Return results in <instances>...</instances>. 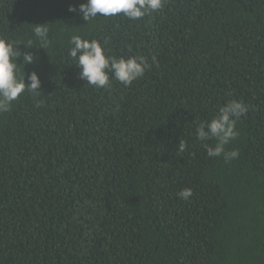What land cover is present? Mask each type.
Segmentation results:
<instances>
[{
    "label": "trees",
    "instance_id": "16d2710c",
    "mask_svg": "<svg viewBox=\"0 0 264 264\" xmlns=\"http://www.w3.org/2000/svg\"><path fill=\"white\" fill-rule=\"evenodd\" d=\"M85 2L0 0V36L37 57L20 75L42 81L0 113V264H264V0L89 22L68 10ZM73 35L151 68L128 87L87 85ZM231 100L249 109L225 148L238 156L210 158L196 129Z\"/></svg>",
    "mask_w": 264,
    "mask_h": 264
},
{
    "label": "clouds",
    "instance_id": "9594fccd",
    "mask_svg": "<svg viewBox=\"0 0 264 264\" xmlns=\"http://www.w3.org/2000/svg\"><path fill=\"white\" fill-rule=\"evenodd\" d=\"M166 0H86L77 9L76 5H70L69 11L78 13L85 21H92L97 16H115L122 13L131 20H137L145 15L159 11L164 7ZM48 23L35 25L34 35L40 41L38 49L47 50L50 43ZM69 56L77 62L81 69L79 78L87 82V85L97 89L111 87L112 79L122 83L125 87L142 78L146 71L151 68V63L145 56L115 57L107 54V48L97 39H86L80 35L70 38ZM19 43L0 36V113L8 112L12 103L16 101L25 91L39 94L42 81L36 71L27 75H20L19 65L33 63L37 57L31 52L22 53ZM32 49L31 41L24 44ZM37 49V48H36ZM23 56V64L18 63V58ZM152 63H158L155 56L151 58ZM27 75V81L26 77ZM42 103V102H41ZM248 107L243 101L231 100L220 107L218 114L210 121L200 123L196 129L198 140L207 142L214 140L215 144L205 143L208 157H219L222 154L226 159H234L238 152L225 151L226 145L235 139L239 133L236 129L237 120L247 114ZM187 145L181 139L178 149L184 151ZM187 201L192 195L191 188H185L177 194Z\"/></svg>",
    "mask_w": 264,
    "mask_h": 264
}]
</instances>
